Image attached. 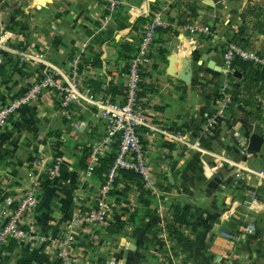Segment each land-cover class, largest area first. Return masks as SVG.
I'll return each instance as SVG.
<instances>
[{
  "label": "crops",
  "instance_id": "crops-1",
  "mask_svg": "<svg viewBox=\"0 0 264 264\" xmlns=\"http://www.w3.org/2000/svg\"><path fill=\"white\" fill-rule=\"evenodd\" d=\"M19 1L7 0L9 16L16 20L18 28L20 25L28 28L12 32L13 38L9 32L2 37L7 47L0 49L3 59L0 66H5L7 74L5 79L0 78V109L20 97L19 92H25L28 84L40 78L46 66L65 74L77 51L81 54L82 74L87 72L90 82L101 84L97 93L107 92L120 101L123 94L112 96L108 89L124 92L126 65L134 53L125 52L121 45L128 43L137 48L139 29L143 27L137 19L152 13L160 16L165 28H169L158 30L154 60L143 74L140 90L147 116V125L140 128V133L153 168L156 189L144 184L150 192L144 195L149 204H144L139 198V187L120 179L112 207L115 218L125 221L124 232L102 234L108 241L101 246L86 247L81 243L76 254L79 252L82 263L100 264L104 248L111 247L113 253L107 259L114 258L119 264H168L171 259L183 264H264V182L260 179L256 185L250 183L255 172L264 170V143L261 151L249 155L247 160L244 159L247 153H242V142L248 140L247 147L249 144L253 116L255 124L262 126L264 136V89L259 91L261 84L254 89L257 103L234 104L230 117H227L229 110L225 111V118L217 117L216 113L220 87L226 77L234 78L233 90L239 92V97L248 96L244 72L231 68L225 75L223 54L227 44L236 45L252 58L264 60V32L255 27L256 22L264 19V0H258L257 4L255 0L225 2L219 14L205 0H117L119 10L112 14L105 30L102 25L109 5L105 0H46L41 6L45 16L38 15L44 23L35 20L37 0H26L24 7L14 8ZM190 7L197 9V16L191 14ZM250 7L263 12L259 16L249 14ZM245 12L247 16L243 18ZM23 13L27 15L21 17ZM206 15L210 18L202 21ZM193 21L209 25L211 32L198 36L183 34L182 27ZM8 24L5 20L4 25ZM41 24L45 25L43 29ZM243 25L247 27L245 37L249 39L246 44L237 34ZM28 47L43 57L33 59L36 62L27 60V64L21 61L18 55L30 52L25 50ZM204 55L209 58L204 60ZM184 56L192 58L190 84L177 79ZM210 59L220 65V71L208 66ZM213 117L217 118L216 125L209 130L208 119ZM105 132L97 107L73 103L63 108L54 92L21 106L11 116L8 126L0 129V203L10 202L15 209L29 188L40 185L39 207L25 213L19 222L42 238L54 237L70 217L69 203L84 207L93 204L102 180L94 171L88 173L89 154ZM171 134L183 136L191 147L199 143L211 153L220 151L221 157L231 165L241 167L239 170L245 173V178L237 184L232 179L227 182L238 171V167L228 164L231 170L223 185L208 196L189 195L190 204L186 203L181 186L188 183L183 170L189 154H182L183 143L168 140ZM57 157L62 159L61 173L51 179L47 171ZM254 158L259 161L254 163ZM83 160L86 166H82ZM189 166L195 168L197 163ZM193 183L195 180L190 181V185ZM252 191L257 194V203L251 199ZM177 201L189 213L188 223L177 225L185 237L182 242L167 226ZM52 249L47 238L44 241L33 238L25 246L16 245L12 252L0 249V264H54ZM85 250L93 253L92 261Z\"/></svg>",
  "mask_w": 264,
  "mask_h": 264
},
{
  "label": "built area",
  "instance_id": "built-area-1",
  "mask_svg": "<svg viewBox=\"0 0 264 264\" xmlns=\"http://www.w3.org/2000/svg\"><path fill=\"white\" fill-rule=\"evenodd\" d=\"M108 2V13L103 20L102 28L105 29L107 23L112 19L119 3L117 0H105ZM159 27H165L164 21L160 16L153 14L149 22L140 28V36L137 45V51L128 59V70L125 76L124 93L122 100H114L107 92H95L91 87V82L86 78V73L82 74L81 54H76L70 62L66 73L57 72L52 68L44 69L42 76L32 83L28 84L27 90L20 97L15 98L9 105L0 109V129L8 126L11 116L21 106L31 103L47 92H54L60 97L61 106L69 107L73 103H87L98 109V116L104 121L106 132L97 146H93L89 154L88 173L94 171L98 165L99 158L108 152L116 154L115 162L110 167L107 174L96 192L91 207L77 205L74 212L65 224L60 227L58 234L54 237L42 238L35 232L29 231L20 224L19 220L25 213L36 210L41 202L42 187L34 184L29 188L18 206L13 209L10 202L0 203V249L9 244L11 240H16L20 246H25L33 238H41L43 241L47 238L54 247L53 254L58 264H83L81 255L76 254L79 244L85 243V246H99L95 244L98 235L106 233L105 229L112 212V198L110 191L120 187H115L116 178L121 177L119 168L133 169L140 173L143 183L147 187L156 189L153 168L147 155L144 140L140 133V128L147 125V116L142 108L139 91L141 90V82L143 74L152 66L154 53L157 47V33ZM183 34L190 33L192 35L209 34L211 27L198 21H193L182 27ZM226 51L223 54L224 68L230 73L233 52L241 54L243 57L252 59L258 64H264L263 59L257 57L252 58L246 52L241 51L234 44H227ZM32 59H41L42 53L37 55H25ZM24 60L23 57L21 61ZM46 65V64H45ZM229 79V78H227ZM230 80L224 82L220 89V106L217 109V117L225 118L227 111L233 105L234 89L229 83ZM210 119L208 124H212ZM79 127V126H78ZM170 142H179L191 147L183 136L179 134H171L168 138ZM247 141L242 142L243 153H247ZM111 149V151H109ZM218 167H214L216 170ZM62 169V159L57 157L48 169V175L51 179H56ZM245 178V173L241 172ZM256 175L257 172H255ZM252 174V173H251ZM256 195L253 192L252 196ZM253 202L258 199L257 195L252 197ZM230 236V234L228 235ZM84 241V242H83ZM76 254V255H75ZM101 263V262H100ZM55 264V262H54ZM106 264H119L114 258H109ZM174 264H183L177 261Z\"/></svg>",
  "mask_w": 264,
  "mask_h": 264
},
{
  "label": "trees",
  "instance_id": "trees-1",
  "mask_svg": "<svg viewBox=\"0 0 264 264\" xmlns=\"http://www.w3.org/2000/svg\"><path fill=\"white\" fill-rule=\"evenodd\" d=\"M154 8H156L155 5H153ZM190 12L193 16H197V9L190 7ZM246 11V10H245ZM249 14L255 15V16H259V14H261V10L257 9V8H252L250 7L248 9ZM17 13V12H16ZM264 15V13H263ZM247 14L245 12V14L242 15L243 18H246ZM153 17V14L151 13L148 16H140L137 19V23H139V25H146L149 22V19ZM255 27L260 29V31L264 32V19L260 20L258 22L255 23ZM246 29L247 27H245L244 25L240 27L239 31H238V35L241 36V40L243 42L248 43L249 39L245 37L246 34ZM158 30H163V31H168L169 28H165V27H159ZM239 44L241 45V43L239 42ZM122 49L125 52H129V53H135L137 51V48L129 45L128 43H124L121 45ZM121 55H124L123 53ZM96 63V61H94V64ZM127 69H125L126 71L128 70V66L126 65ZM231 67L235 68L241 72H244V88L245 91L247 92L248 96L247 98H241L239 97V92L232 90V93L234 95L233 98V106L234 104H244V105H250V104H254L257 103L256 99L254 98V89L259 85V91L264 89V64H258L256 63L254 60L252 59H248L243 57L241 54L237 53V52H233V59L231 61ZM6 74H7V70L5 68V66H0V78L1 79H5L6 78ZM141 86H143V83L141 82ZM91 87L92 89L97 92L99 90H101V84L97 81H91ZM125 87V86H123ZM109 93L113 95H116L117 93L123 94L124 92L121 91L120 89L117 88H112V89H108ZM122 92V93H121ZM21 94H24V92L20 91L19 92V96H21ZM142 92L139 91V96L141 97ZM259 104V103H258ZM258 112V110H257ZM168 145H170V147H172V143H168ZM115 158H116V154L113 153H108L102 157L99 158L98 161V165L94 168V172L100 177L101 180L104 179V174H107V172L109 171L110 167L114 164L115 162ZM82 166H86L85 164V160L81 161ZM119 174L121 175V177L116 178L114 185L115 187L119 186L120 183V179H126L128 181H131L133 183H135L139 189L141 190L140 193V200L142 203L144 204H149V200L144 198V195L146 194H150V192L147 191V189H145L144 187V183H143V179L140 173L136 172L133 169H128V168H119ZM117 193L116 188L114 190L110 191V195L111 196H115V194ZM70 205L68 206V210L67 212L69 213V215H72V213L74 212L75 208L77 207V204L72 202L69 203ZM115 208L112 207V212L111 215L109 217L108 220V225L105 229L107 234L110 235H120L124 232V228H125V221L123 219H117L115 218ZM188 217H189V213L187 211V209L183 206H181L180 204H177L174 207V213L172 215V217L168 220V230L175 236L178 238V240L180 242L185 240L184 234L181 232V230L179 229V227L177 225H183V224H187L188 223ZM133 218V217H132ZM99 233L96 232L95 236L97 237V239L99 238ZM102 239L100 241H98V244H102ZM92 244V243H90ZM18 245V242L16 240H11L9 242V244H7L4 248L7 251L12 252L13 248ZM24 251H28L27 247L24 248Z\"/></svg>",
  "mask_w": 264,
  "mask_h": 264
},
{
  "label": "rangeland",
  "instance_id": "rangeland-1",
  "mask_svg": "<svg viewBox=\"0 0 264 264\" xmlns=\"http://www.w3.org/2000/svg\"><path fill=\"white\" fill-rule=\"evenodd\" d=\"M10 1H12V0H10ZM6 2H7V0H0V40H1L0 41V49H3V50L4 49L6 50V47H7L5 39L4 40L2 39L3 35H6V32L11 33L12 34L11 38H13L14 37L13 33H15L16 30H20L23 27L24 28L23 31H25L28 28V27H25V26H22V25H20V27L18 28V25L17 26L15 25L16 24V20L11 19V17L9 16V10H8L9 7L7 6ZM25 2H26V0H21L20 4L18 3L19 5H16L14 8H16V7L19 8L21 6L24 7L25 6V4H24ZM45 2H46V0H37V2H34L35 6L38 7L37 8L38 14L36 15V18L35 17H33V18H35V20H38L39 21L38 23H44V22H42V20H40V16H38V15L40 13V14H43L45 16L44 9H41L42 3H45ZM253 2L255 4H257L256 2H258V0H255ZM253 6H254V4H253ZM45 10H46V8H45ZM117 10H119V9H117ZM25 12H26V10H25ZM106 12L107 13L109 12L108 9H107ZM26 15H27L26 13H23L20 16L21 17H25ZM5 20H7L9 22V24L7 26L4 25V21ZM41 25L43 26L41 29H43L45 27V25L44 24H41ZM27 49H30V50H28L30 52H26L25 51V53H26L25 55L30 54V55H34L35 56V55L39 54V53H33L32 52V50L35 51V49H32L30 47L25 48V50H27ZM35 52H37V51H35ZM12 53H15V50ZM76 54H79V52L77 51L74 55H76ZM25 55H18V56H19L20 60L23 57L24 60H22V61H24L26 64H27V62H26L27 60H29L30 62H36V60H33L32 58L27 59L29 57H27ZM13 61L15 62V59ZM2 62H3V59L0 58V64H2ZM223 64H224V62H223ZM227 73L228 72L225 70V75H228ZM227 80H231V81H229L230 85H232V86L235 85L234 84L235 80H234L233 77H231L229 79H227V77H226V79L222 82V85H221L220 88H222L224 82L227 81ZM219 102H220V99H219ZM232 109H233V105L231 106V108L228 109L229 112L227 114V117H230L229 114L231 113L230 110H232ZM211 119H212L211 120L212 124H210V125L208 124L207 125V129H209V130L214 128V126L216 125L215 122L217 121L216 117H213ZM209 120L210 119H208V121ZM200 142H202V141H200ZM206 149L207 148L205 146H202L199 143H197V145L194 146V147H189L187 145H184L183 149H181V152H182V154L184 156H185L186 153L189 154L188 158H186L187 159V163H186L187 165H185L186 169L183 170V172H185V175H184L185 176V180L187 179L188 183L181 186V192H183V197L185 198L186 203L190 204V201H188L189 195H191L193 197H198V196L203 195V194L205 196L206 195L208 196V194L211 191H209L207 189V182L210 179H212V177L214 175L221 174V177H222V183L221 184L222 185L224 184V180L226 179V177H229L228 173L231 170V167L228 164L231 165V163L229 161H227V159L221 157V155L223 156V154L220 153V151H218L217 153L214 154V153L209 152V150L207 151ZM189 150H191V151H189ZM242 153H243V148H242ZM252 161L254 163H256V161H259V159L254 158ZM194 163H197V167L193 168V167L189 166L190 164H194ZM217 164H220V166H217ZM215 166L218 167L216 170L213 169ZM231 166L238 167V171L234 172L233 176H231V178L230 177L227 178L226 180H227V182H229L230 179H232L237 184L238 181L241 180V178H239V177L242 176L241 170H239L241 167L240 166H235V164L231 165ZM251 173H252V171H251ZM257 174L258 175H254L252 177L251 181H250V183L252 182L253 185H256L259 182L260 179H262L263 182H264V170H259L257 172ZM194 180H195V183L190 185V181L194 182ZM188 185H190L191 188L188 187ZM222 185L220 186L221 192L224 190V188H222ZM167 190H170V189H167ZM256 195H253V196H256ZM251 199H253V198H251ZM175 203L179 204L181 202L177 201ZM243 203H245V202H243ZM227 206H229V208H230V204H228ZM101 239H102V241H101L102 244L103 243L106 244L107 241H108V240L104 239L103 235L100 233L99 238L96 240L95 244H98V241H100ZM102 244H100V246ZM91 246H93V243L91 244ZM103 246H105V245H103ZM112 249L113 248H111V247L110 248H104V251H105L104 252V256L99 258V263L101 262L100 264H106V261H107V258H108L107 255H111L113 253ZM108 251H110V252L108 253ZM84 252L86 254H89V259L92 258V257L94 258L93 253H88L87 250H85ZM89 252H91V251H89ZM109 258H111V257H109ZM57 261L58 260L55 261V264H58ZM90 261H92V260L90 259ZM171 261L172 262H169L168 264H174V263L177 262V261L174 262V260H172V259H171ZM163 264H165V263H163Z\"/></svg>",
  "mask_w": 264,
  "mask_h": 264
},
{
  "label": "water",
  "instance_id": "water-1",
  "mask_svg": "<svg viewBox=\"0 0 264 264\" xmlns=\"http://www.w3.org/2000/svg\"><path fill=\"white\" fill-rule=\"evenodd\" d=\"M233 0H205L204 3L209 6L215 8V14H219L221 9H223L225 2H231ZM210 18V15H206L202 21H205ZM179 39V38H178ZM177 39V40H178ZM214 53V52H213ZM209 58L208 55H204L203 59L207 60ZM180 70L177 74V79L190 84L192 80V58L188 56H184L180 60ZM208 66L214 70L220 71L221 67L220 65H217L215 60L210 59ZM252 127H251V136L249 139V144L247 147V154L244 156V159L247 160V157L249 155L256 154L261 151L262 145L264 143V136H263V129L261 125H256V117L253 116L252 118ZM171 179V178H170ZM222 183V177L221 174L214 175L212 179H210L207 182V189L209 191H213L219 187V185Z\"/></svg>",
  "mask_w": 264,
  "mask_h": 264
}]
</instances>
